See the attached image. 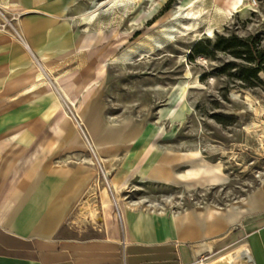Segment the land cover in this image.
<instances>
[{"label":"rangeland","instance_id":"1","mask_svg":"<svg viewBox=\"0 0 264 264\" xmlns=\"http://www.w3.org/2000/svg\"><path fill=\"white\" fill-rule=\"evenodd\" d=\"M64 1L59 20L71 34L98 39L36 73L43 85L38 116L54 121L56 135H70L64 150L55 142V161L85 169L88 213L101 191L124 207L156 209L223 206L258 187L264 75L251 79L244 48L230 45L234 38L264 52V0H239L234 7L231 0ZM25 16L0 0V34L14 39ZM60 84L66 95L55 90ZM159 160L174 163L176 185L143 179ZM212 165L224 181H204L205 166ZM196 166L204 170L187 175Z\"/></svg>","mask_w":264,"mask_h":264},{"label":"crops","instance_id":"2","mask_svg":"<svg viewBox=\"0 0 264 264\" xmlns=\"http://www.w3.org/2000/svg\"><path fill=\"white\" fill-rule=\"evenodd\" d=\"M64 2L6 0L26 16L14 39L0 34V264H264V178L247 197L223 206L124 207L101 191L87 212L85 169L55 161V142L64 150L70 135H56L54 121L38 116L43 85L36 73L98 39L71 34L59 20ZM65 87L55 90L66 95ZM89 122L97 124L94 117ZM173 166L152 161L143 179L176 185ZM214 167L205 166L206 183L225 180Z\"/></svg>","mask_w":264,"mask_h":264},{"label":"trees","instance_id":"3","mask_svg":"<svg viewBox=\"0 0 264 264\" xmlns=\"http://www.w3.org/2000/svg\"><path fill=\"white\" fill-rule=\"evenodd\" d=\"M231 40H233V44L230 45V47L244 48V53L243 54H245L246 57H244L243 60L248 62V63H252L253 64V67L250 69V77L254 81L259 82L257 74L258 73H262L264 75V69L261 66V64L264 61V52L255 50L253 43L252 44H250V43L244 44L242 42L237 41L234 38L231 39ZM194 53H201L202 54V51H195L194 50ZM233 57L234 58H238V59L241 58V60H242V57H239V55L236 54V53H233ZM239 78L242 81V77H239Z\"/></svg>","mask_w":264,"mask_h":264},{"label":"bare ground","instance_id":"4","mask_svg":"<svg viewBox=\"0 0 264 264\" xmlns=\"http://www.w3.org/2000/svg\"><path fill=\"white\" fill-rule=\"evenodd\" d=\"M239 2V0H231V6L234 7L235 5H237ZM210 32V30H209Z\"/></svg>","mask_w":264,"mask_h":264},{"label":"built area","instance_id":"5","mask_svg":"<svg viewBox=\"0 0 264 264\" xmlns=\"http://www.w3.org/2000/svg\"><path fill=\"white\" fill-rule=\"evenodd\" d=\"M108 187V186H107Z\"/></svg>","mask_w":264,"mask_h":264}]
</instances>
